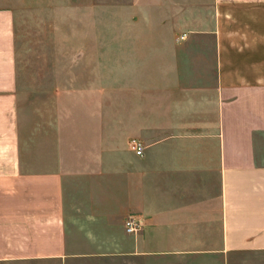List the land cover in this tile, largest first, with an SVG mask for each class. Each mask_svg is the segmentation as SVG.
<instances>
[{
    "label": "crops",
    "instance_id": "0c3cea01",
    "mask_svg": "<svg viewBox=\"0 0 264 264\" xmlns=\"http://www.w3.org/2000/svg\"><path fill=\"white\" fill-rule=\"evenodd\" d=\"M0 264H264V0H0Z\"/></svg>",
    "mask_w": 264,
    "mask_h": 264
},
{
    "label": "rangeland",
    "instance_id": "374dc122",
    "mask_svg": "<svg viewBox=\"0 0 264 264\" xmlns=\"http://www.w3.org/2000/svg\"><path fill=\"white\" fill-rule=\"evenodd\" d=\"M69 25H49L28 23L19 25L20 41L18 47V64L21 80H37L40 78V69L49 65L48 61L42 62L44 56L46 38L54 32L68 31ZM48 57V56H47ZM66 57H63L65 63ZM46 78V75H44ZM68 77L62 73L61 78ZM35 90L33 88L29 89Z\"/></svg>",
    "mask_w": 264,
    "mask_h": 264
},
{
    "label": "built area",
    "instance_id": "2783aa9c",
    "mask_svg": "<svg viewBox=\"0 0 264 264\" xmlns=\"http://www.w3.org/2000/svg\"><path fill=\"white\" fill-rule=\"evenodd\" d=\"M131 146L139 155L144 153V146L140 141L133 140ZM142 225V218L137 215H130L126 221L127 231L131 233L138 231Z\"/></svg>",
    "mask_w": 264,
    "mask_h": 264
}]
</instances>
